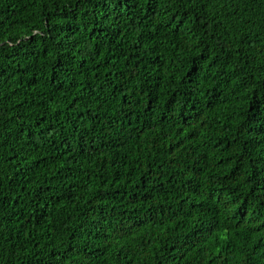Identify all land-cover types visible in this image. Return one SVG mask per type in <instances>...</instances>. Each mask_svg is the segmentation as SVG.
<instances>
[{"label":"trees","instance_id":"obj_1","mask_svg":"<svg viewBox=\"0 0 264 264\" xmlns=\"http://www.w3.org/2000/svg\"><path fill=\"white\" fill-rule=\"evenodd\" d=\"M0 264H264V0H0Z\"/></svg>","mask_w":264,"mask_h":264}]
</instances>
